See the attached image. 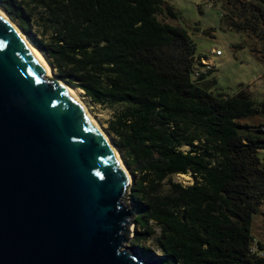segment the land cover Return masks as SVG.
<instances>
[{
	"label": "trees",
	"instance_id": "16d2710c",
	"mask_svg": "<svg viewBox=\"0 0 264 264\" xmlns=\"http://www.w3.org/2000/svg\"><path fill=\"white\" fill-rule=\"evenodd\" d=\"M244 6L249 17L224 19L264 45V0ZM0 9L58 79L94 105L119 106L109 132L135 180L136 240L154 238L159 264H264V245L254 247L251 234L264 205V124L242 123L262 117L264 101L242 89L212 91L217 83L207 79L211 69H200L188 32L158 19H176L172 7L163 0H0ZM178 175L193 183L173 182Z\"/></svg>",
	"mask_w": 264,
	"mask_h": 264
},
{
	"label": "water",
	"instance_id": "95a60500",
	"mask_svg": "<svg viewBox=\"0 0 264 264\" xmlns=\"http://www.w3.org/2000/svg\"><path fill=\"white\" fill-rule=\"evenodd\" d=\"M124 165L0 16V264H157Z\"/></svg>",
	"mask_w": 264,
	"mask_h": 264
},
{
	"label": "rangeland",
	"instance_id": "374dc122",
	"mask_svg": "<svg viewBox=\"0 0 264 264\" xmlns=\"http://www.w3.org/2000/svg\"><path fill=\"white\" fill-rule=\"evenodd\" d=\"M163 1L174 9L177 18L165 19L164 16H159V21L162 23L166 22L175 27H180L188 32L190 38L197 46V56L208 60L200 66V69L205 72H208L209 68L211 69L212 72H209L210 75L207 79L216 81L217 84L212 87L214 93H225L232 96L242 89L248 91L255 102L260 103L264 101V57L262 54H259L260 51H264L263 42L251 32H236L229 27L231 21H227L226 19L231 17H243L245 19L249 17L250 13L246 14L244 12V3H252L254 0ZM232 12L233 14H231ZM224 17H226V20ZM238 21L241 20L238 19ZM260 28H262V26H260L259 29ZM218 50L222 52V56L215 55ZM44 59L49 65L48 60L45 57ZM50 70L53 79H55L56 73L53 71L52 67H50ZM48 78L52 81L51 77ZM74 90L78 93L92 118L99 124L112 145L118 151L115 146V137L109 132V123L114 117L115 112L120 110L119 106L94 105L88 98L84 97L81 91ZM242 123L259 126L264 124V115L262 117L243 121ZM188 149V147H185L183 151H187ZM122 162L124 163L123 159ZM172 180L184 186L193 183L191 175H187V177L181 175L174 176ZM134 182L135 180L132 176L131 187ZM131 187L129 193L130 200L135 209L134 201L131 197ZM136 232V227L134 225L133 232L130 235L131 245H127L126 247L136 250L138 253L139 247L150 249L156 256V258L151 261L159 264L158 259L161 257V253L155 247L154 238L147 242H138L136 240ZM158 233L159 230L157 229V234ZM251 234L255 239L254 247H256L257 243H262L264 245V205L261 207L259 213L253 216Z\"/></svg>",
	"mask_w": 264,
	"mask_h": 264
},
{
	"label": "bare ground",
	"instance_id": "6f19581e",
	"mask_svg": "<svg viewBox=\"0 0 264 264\" xmlns=\"http://www.w3.org/2000/svg\"><path fill=\"white\" fill-rule=\"evenodd\" d=\"M0 16L2 18H4L7 23L12 27L13 30H15L17 32V34L23 39V41L26 42V44L28 45V47L31 49V51L33 52L35 58L46 67L47 69V75L48 77L52 78V82L61 90H63L71 99H73L81 108V110L83 111V113L86 115V117L88 118V121L97 128V130L102 133V135L106 138V140L109 142L110 147L112 149V151L114 152V154L117 156V158L120 159V162H122L118 151L115 149V147L112 145V143L110 142L108 136L105 134V132L102 130V128L99 126V124L92 118L91 114L89 113L88 109L86 108V106L84 105V103L82 102V100L80 99L78 93L72 89L71 87H69L68 85H66L65 83H63L62 81L58 80V79H53L52 77V73L50 70V66L48 65L47 61L44 59V56H42L41 52L34 46V44L30 41V39L28 37H26L24 34H22L21 30L18 28V26L13 23L11 21V19L0 9ZM122 164V163H121ZM125 166V165H124ZM123 166V167H124ZM183 177H187L186 175H181Z\"/></svg>",
	"mask_w": 264,
	"mask_h": 264
},
{
	"label": "built area",
	"instance_id": "2783aa9c",
	"mask_svg": "<svg viewBox=\"0 0 264 264\" xmlns=\"http://www.w3.org/2000/svg\"><path fill=\"white\" fill-rule=\"evenodd\" d=\"M215 55L216 56H222V52L221 51H216V53H215ZM206 61H208V60H205L204 58H202V60H201V64L203 65V63H206ZM208 66V65H207ZM210 69V68H209Z\"/></svg>",
	"mask_w": 264,
	"mask_h": 264
}]
</instances>
